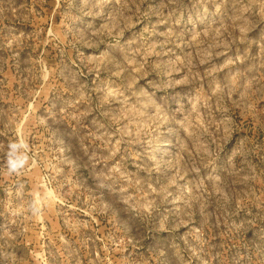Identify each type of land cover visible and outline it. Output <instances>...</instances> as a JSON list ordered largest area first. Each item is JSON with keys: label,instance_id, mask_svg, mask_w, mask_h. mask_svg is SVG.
<instances>
[{"label": "rangeland", "instance_id": "rangeland-1", "mask_svg": "<svg viewBox=\"0 0 264 264\" xmlns=\"http://www.w3.org/2000/svg\"><path fill=\"white\" fill-rule=\"evenodd\" d=\"M0 264H264V0H0Z\"/></svg>", "mask_w": 264, "mask_h": 264}, {"label": "clouds", "instance_id": "clouds-1", "mask_svg": "<svg viewBox=\"0 0 264 264\" xmlns=\"http://www.w3.org/2000/svg\"><path fill=\"white\" fill-rule=\"evenodd\" d=\"M25 148V144L21 141L9 143L6 163L10 172H15L24 166L25 162L27 161V155L21 150Z\"/></svg>", "mask_w": 264, "mask_h": 264}]
</instances>
